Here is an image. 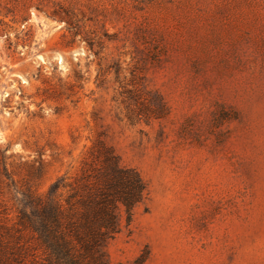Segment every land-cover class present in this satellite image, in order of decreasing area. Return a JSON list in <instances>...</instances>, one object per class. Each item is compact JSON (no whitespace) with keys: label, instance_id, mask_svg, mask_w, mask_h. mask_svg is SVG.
Masks as SVG:
<instances>
[{"label":"rangeland","instance_id":"1","mask_svg":"<svg viewBox=\"0 0 264 264\" xmlns=\"http://www.w3.org/2000/svg\"><path fill=\"white\" fill-rule=\"evenodd\" d=\"M99 140L148 191L108 264H264V0H0L3 221Z\"/></svg>","mask_w":264,"mask_h":264},{"label":"trees","instance_id":"2","mask_svg":"<svg viewBox=\"0 0 264 264\" xmlns=\"http://www.w3.org/2000/svg\"><path fill=\"white\" fill-rule=\"evenodd\" d=\"M96 145L90 161L84 160L70 179H56L42 196L22 193L21 229L8 226L0 212V264H37L19 245L22 229L38 239V264H108L107 244L123 222L129 225L148 191L139 173L121 165L111 147L100 140ZM5 152L0 149V179L9 177Z\"/></svg>","mask_w":264,"mask_h":264}]
</instances>
